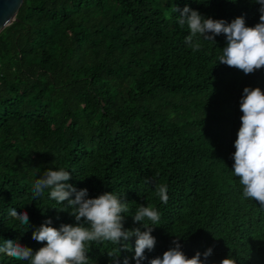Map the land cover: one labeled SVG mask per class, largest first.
Instances as JSON below:
<instances>
[{
    "label": "trees",
    "instance_id": "trees-1",
    "mask_svg": "<svg viewBox=\"0 0 264 264\" xmlns=\"http://www.w3.org/2000/svg\"><path fill=\"white\" fill-rule=\"evenodd\" d=\"M185 6L227 23L259 22L251 0L23 1L0 32V245L44 246L12 208L34 227L75 223L50 189L33 197L35 178L62 168L89 198L125 196L126 229L144 230L131 217L140 205L160 213L155 246L140 264L162 257L176 237L188 258L211 247L206 264L228 256L264 264V209L243 198L232 171L243 89L264 92V68L246 75L219 63L223 34L215 44L194 38L193 51L174 11ZM118 254L119 264H136L133 251L111 242H92L87 255L91 264H114L109 256ZM0 264L30 262L0 253Z\"/></svg>",
    "mask_w": 264,
    "mask_h": 264
},
{
    "label": "clouds",
    "instance_id": "clouds-1",
    "mask_svg": "<svg viewBox=\"0 0 264 264\" xmlns=\"http://www.w3.org/2000/svg\"><path fill=\"white\" fill-rule=\"evenodd\" d=\"M251 2L260 6L259 22L252 27L246 26L242 16L227 23L223 19L205 18L187 6L183 9L175 7L174 11L180 13L177 16L178 24H187L190 30L185 42L193 51L200 47L198 42H194V38H202L215 44V37L223 34L226 46L221 49L218 62L247 75L264 68V0ZM240 111L243 115L234 141L232 171L240 178L243 198L258 202L264 209V92L258 87H245L240 100ZM38 171L39 169L36 172ZM71 178L70 171L49 168L40 178H35L33 197H41L45 189H50V199L58 204L66 203V207L71 209L67 212L74 217L75 223L61 224L59 228H54L50 226L51 219H47L39 227H34L30 224L27 212L9 209V215L17 219L21 226H26L24 232L31 228V238L44 243V246L33 251L16 240L3 239L0 253L16 260L29 261L30 264H91L92 259L87 255L91 243L111 242L118 246L119 253L121 250L133 251L132 259L140 264L146 258L145 250L152 251L155 246L156 240L151 232L153 227L159 225L160 213L154 207L140 205L131 217L144 230L141 231L140 227L126 229L124 219L129 209L125 196L122 200L111 191H106L95 198H89L86 188L77 189L68 183ZM145 182H149L147 178ZM157 195L163 203L168 202L166 186H161ZM132 238H135L134 248L130 244ZM179 239L176 237L173 240L174 247L166 250L162 257L149 259L148 264H206L212 253L211 247L203 254L197 251L188 258L181 251ZM109 257L113 258L114 264H119V254ZM122 264H128L127 257ZM220 264H235V261L228 256Z\"/></svg>",
    "mask_w": 264,
    "mask_h": 264
},
{
    "label": "water",
    "instance_id": "water-1",
    "mask_svg": "<svg viewBox=\"0 0 264 264\" xmlns=\"http://www.w3.org/2000/svg\"><path fill=\"white\" fill-rule=\"evenodd\" d=\"M24 0H0V32L17 21V14Z\"/></svg>",
    "mask_w": 264,
    "mask_h": 264
}]
</instances>
